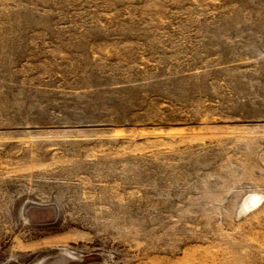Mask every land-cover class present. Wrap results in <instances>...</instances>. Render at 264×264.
<instances>
[{
  "label": "rangeland",
  "instance_id": "obj_1",
  "mask_svg": "<svg viewBox=\"0 0 264 264\" xmlns=\"http://www.w3.org/2000/svg\"><path fill=\"white\" fill-rule=\"evenodd\" d=\"M0 264H264V0H0Z\"/></svg>",
  "mask_w": 264,
  "mask_h": 264
}]
</instances>
